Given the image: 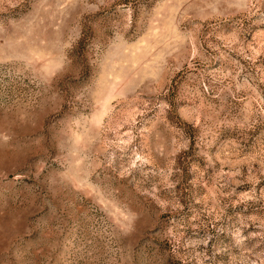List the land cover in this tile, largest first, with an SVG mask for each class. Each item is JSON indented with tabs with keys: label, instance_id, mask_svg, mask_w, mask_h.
Instances as JSON below:
<instances>
[{
	"label": "rangeland",
	"instance_id": "1",
	"mask_svg": "<svg viewBox=\"0 0 264 264\" xmlns=\"http://www.w3.org/2000/svg\"><path fill=\"white\" fill-rule=\"evenodd\" d=\"M0 264H264V0H0Z\"/></svg>",
	"mask_w": 264,
	"mask_h": 264
}]
</instances>
